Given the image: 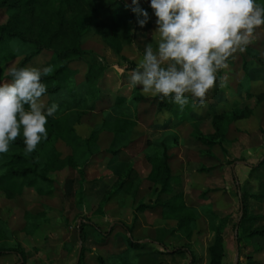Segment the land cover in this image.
Masks as SVG:
<instances>
[{
  "label": "rangeland",
  "instance_id": "374dc122",
  "mask_svg": "<svg viewBox=\"0 0 264 264\" xmlns=\"http://www.w3.org/2000/svg\"><path fill=\"white\" fill-rule=\"evenodd\" d=\"M126 2L131 3V0ZM258 3L264 4V0H258ZM142 8L148 12L149 20L140 27L136 17L132 28L133 40L122 54H115L92 28L82 42L87 55L78 61L75 56L66 60L71 63L70 70L75 72L71 78L74 85L85 83L90 64L106 70V87L102 90L101 99L95 103V111L76 125V131L82 138H89L107 114L112 113L116 92L128 99L135 95V88L128 86L129 74L142 58L145 45L152 42L153 47L156 46L153 33L157 18L150 7V0H143ZM14 14L13 10L1 9L0 26ZM32 47L19 41L11 44L9 54L0 58V80H10L9 67L18 68ZM10 51L24 55L11 56ZM54 57L53 51L43 50L26 67L49 65ZM261 61L264 62V26L256 29L246 50L234 54L228 61V67L218 74L217 85L208 92L206 104L193 112L198 122L180 121L170 114L160 113L154 102L157 96L144 93L138 86L145 101L137 108V126L132 132L118 137L102 132L99 147L103 154L87 166L84 180L78 169L67 167L52 171L48 176L55 180L53 192L41 195L26 187L24 179H1L0 221L10 231L7 246L24 249L26 262L23 264H99V258L107 264H123L124 261L139 264V261H133L132 254H123L127 250V242L134 238H166L169 250L180 249V239L185 233V230H178L182 221L174 216L165 217L167 220L162 221L161 209L151 210L178 196L183 203L199 208L197 219L189 229L193 233L192 239L197 238L201 229L210 230L211 225L207 224L203 210L209 205L217 216L216 225H223L226 221L225 230L228 226V237L232 241L236 239L238 229V238L245 248L240 253V260L233 250L226 264H264V232L262 236L253 235L256 231H264V63ZM46 85L50 89L57 83ZM43 99L49 106L51 96L47 93ZM246 107L252 115L238 120L228 129L223 128L221 144L208 147L197 139L196 126L205 137L219 141V135L212 127L214 116ZM165 135L178 137L170 147L174 179L172 191L166 195L160 193L159 184L150 178L152 164L146 157L149 142ZM44 148L42 141L34 153L41 155ZM56 148L62 158L71 155V149L62 141ZM112 151L120 153L115 157ZM130 165L138 177L130 185V196L110 198ZM233 170L248 205L245 214L242 213ZM141 205H147L149 210H139ZM89 221L102 232L87 224L84 228L87 237L82 243L79 230ZM81 254L83 263H79ZM170 255L162 260L154 255L145 261L146 264H188L190 261L188 256ZM0 264L22 263L16 255H4L0 257Z\"/></svg>",
  "mask_w": 264,
  "mask_h": 264
},
{
  "label": "trees",
  "instance_id": "16d2710c",
  "mask_svg": "<svg viewBox=\"0 0 264 264\" xmlns=\"http://www.w3.org/2000/svg\"><path fill=\"white\" fill-rule=\"evenodd\" d=\"M142 2L143 0L140 2L141 7ZM1 9L9 12L13 10L15 14L11 15L5 25L0 26V58L9 54L11 44L16 41L33 46V50L26 55L10 51L11 56L24 55L18 68L26 67L43 50L53 51L55 57L49 64L53 66V71L47 77H43V82L57 83L55 87L48 89L47 93L51 96L49 106L55 102L59 108L55 118H48L46 125L48 138L43 141L45 148L41 155H36L34 152L25 155L22 135L10 146L7 153L0 154V180L3 178L24 179L26 187L36 190L41 195L51 194L55 180L48 176L50 172L67 167L74 168L79 170L84 180L87 166L101 154L98 144L100 134L107 131L118 137L132 132L137 126V108L141 102L145 101V98L139 94L138 87L134 89L135 95L130 99L116 92L112 113L107 114L89 138H82L76 131V125L81 123L89 113L95 111V103L101 99L102 90L106 87L104 84L106 70L97 64H90L85 83L74 85L71 83V78L75 72L70 70L71 63L66 61L69 56H75L78 61L87 55L82 49V42L92 28H95L104 44L115 54H122L125 47L133 40L132 28L136 22V16L125 7L123 0H0ZM9 78L11 79L10 75ZM154 102L157 103L160 113L170 114L180 121H197L193 112L202 107L198 103L193 107L190 102L181 111L175 104L162 101L159 97H156ZM113 112L116 114L113 115ZM251 115L252 111L249 107L234 108L228 112L216 114L212 127L220 140H214L210 136L205 137L196 126L197 139L208 147L221 144L224 137L223 128L228 129L233 123ZM177 139L176 135H165L158 140L150 141L146 149V157L152 164L150 178L159 184L160 193L165 195L172 191L174 175L170 147L177 142ZM59 141L64 142L71 149V155L62 158L56 148ZM148 150L151 151L148 152ZM112 153L117 157L120 152L112 151ZM137 178L134 167L128 166L124 177L116 184L117 190L110 198L120 195L130 196V185ZM233 180L241 197L242 213L245 214L248 205L234 170ZM161 206L164 209V216L180 219L183 228H190L192 222L197 219V211L185 206L181 197H172L169 202L161 203ZM147 209H149L147 205L139 207L141 211ZM216 223L217 216L213 214L209 217V225L215 235V241L209 249V264H222L225 257L223 233L227 223L226 221L223 225H216ZM87 224L98 232H102L92 221L84 223L79 230V241L82 243L87 237L84 231ZM4 225L0 221V257L16 255L22 264L25 263L26 256L21 246L17 249L7 246L10 231ZM263 232L256 231L253 235L262 236ZM238 241L240 242V238ZM128 242L132 247L134 244L132 240ZM82 255L79 263H83ZM98 261L99 264H107L103 258H99Z\"/></svg>",
  "mask_w": 264,
  "mask_h": 264
},
{
  "label": "clouds",
  "instance_id": "9594fccd",
  "mask_svg": "<svg viewBox=\"0 0 264 264\" xmlns=\"http://www.w3.org/2000/svg\"><path fill=\"white\" fill-rule=\"evenodd\" d=\"M140 2L125 0V7L144 27L149 14ZM150 7L157 18L156 46L145 45L128 86H140L181 111L190 102L193 107L206 104L229 59L244 52L256 29L264 26V4L258 0H150ZM8 71L11 79L0 80V154L22 135L24 153L30 155L47 140L48 118H55L59 108L55 102L46 106L43 99L48 92L43 77L53 66H10Z\"/></svg>",
  "mask_w": 264,
  "mask_h": 264
},
{
  "label": "crops",
  "instance_id": "0c3cea01",
  "mask_svg": "<svg viewBox=\"0 0 264 264\" xmlns=\"http://www.w3.org/2000/svg\"><path fill=\"white\" fill-rule=\"evenodd\" d=\"M101 135H102V133L100 134V136ZM100 136H99V140L101 138ZM98 144H99V141H98ZM100 151H101V149H100ZM102 154H103V152L101 151V154L99 156H101ZM99 156H97V157H99ZM184 204L187 207L194 208L197 212L199 210V208L197 206L189 205L187 203H184ZM208 206L209 205H207V207H204L203 210H204V216H205L204 218L206 219V222L209 225V217L211 215H213V213H215V211L211 210L210 207H208ZM159 208L161 209V213H160L161 220L166 221L167 219L164 216V209L162 206H156V207H154L152 209L150 208V209L152 211H156ZM148 210L149 209H147L143 212H146ZM170 221H171V219H170ZM191 226H190V228H191ZM190 228H185V227L183 228V227H181V225H180V227H178L179 231L185 230V233L183 234L184 236L180 239V242H181L180 249H177L176 251H171L168 249V245L166 243V241H167L166 238L156 237L154 239H151V238L148 239L147 238V239H139V240L134 238V239H132V242L134 243L133 246L130 247V244L127 242V250L128 251L126 250L125 251L126 253L124 252L123 254L124 255L132 254L133 261H137V262L139 261L138 262L139 264H143V263L146 264L145 260H148V261L151 260L152 258H154V255H157L156 257H160L162 260V259H164V256H169L170 254H173V256H181V257L188 256L190 259L188 264H209V262H210L209 249L212 247V245L214 244V241H215L214 233L212 231H210L209 229L208 230L201 229V232H200V229H199L198 233L200 232V234H198L196 239H192L193 233L191 230H189ZM224 238H225V257L223 259L222 264H226V261L230 255V253L233 250L236 251V256H237V252H239L238 258L240 260V253L245 248L243 247V243L238 241L239 250L237 251L236 239H234V241H232L228 237V226L225 230ZM123 264H128V262L124 261Z\"/></svg>",
  "mask_w": 264,
  "mask_h": 264
},
{
  "label": "water",
  "instance_id": "95a60500",
  "mask_svg": "<svg viewBox=\"0 0 264 264\" xmlns=\"http://www.w3.org/2000/svg\"><path fill=\"white\" fill-rule=\"evenodd\" d=\"M236 247H237V251L239 250V243H238V229H237V233H236ZM239 257V252H237V260Z\"/></svg>",
  "mask_w": 264,
  "mask_h": 264
}]
</instances>
